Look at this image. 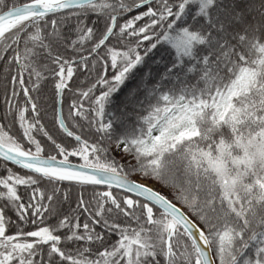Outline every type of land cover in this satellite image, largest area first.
Returning <instances> with one entry per match:
<instances>
[{"label":"snow or ice","instance_id":"1","mask_svg":"<svg viewBox=\"0 0 264 264\" xmlns=\"http://www.w3.org/2000/svg\"><path fill=\"white\" fill-rule=\"evenodd\" d=\"M0 85V264H264V0H0Z\"/></svg>","mask_w":264,"mask_h":264},{"label":"trees","instance_id":"2","mask_svg":"<svg viewBox=\"0 0 264 264\" xmlns=\"http://www.w3.org/2000/svg\"><path fill=\"white\" fill-rule=\"evenodd\" d=\"M116 47L119 48L120 45H116ZM74 79H75V77H74ZM51 91H52V85H51V83H47L46 87H45V93L43 94L42 98H38V103L46 105V112L43 116L42 122L45 124V126L47 128L52 129L53 131H56V129L53 128L52 104H51V100H50ZM67 108H68V101L66 98V102H65V106H64L65 114H67ZM3 110H4L3 88H2V85H0V114L3 113ZM2 122L3 121H0V123H2ZM12 132H13V134H18L17 128L13 127ZM0 174H2V171H0ZM137 177L140 178L139 175H137ZM149 181L156 183L159 187H161L163 190H165L168 193L169 190L162 187L158 182H155L153 180H149ZM73 198H75V193L73 194Z\"/></svg>","mask_w":264,"mask_h":264},{"label":"rangeland","instance_id":"3","mask_svg":"<svg viewBox=\"0 0 264 264\" xmlns=\"http://www.w3.org/2000/svg\"><path fill=\"white\" fill-rule=\"evenodd\" d=\"M133 179L134 180H137V181H139V182H141V183H144V184H146L147 186H149V187H152L154 190H158V191H160L162 194H164V195H167L168 193L165 191V190H163L161 187H159L156 183H154V182H151V181H149V180H141L139 177H137V176H134L133 177Z\"/></svg>","mask_w":264,"mask_h":264}]
</instances>
